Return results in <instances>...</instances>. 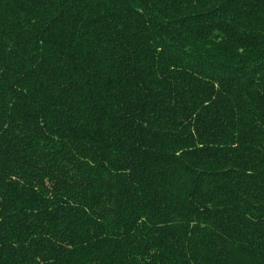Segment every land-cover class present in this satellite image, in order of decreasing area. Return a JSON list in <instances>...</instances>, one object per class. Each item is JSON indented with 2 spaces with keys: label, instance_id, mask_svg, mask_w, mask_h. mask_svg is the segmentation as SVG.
<instances>
[{
  "label": "trees",
  "instance_id": "obj_1",
  "mask_svg": "<svg viewBox=\"0 0 264 264\" xmlns=\"http://www.w3.org/2000/svg\"><path fill=\"white\" fill-rule=\"evenodd\" d=\"M0 264H264V0H0Z\"/></svg>",
  "mask_w": 264,
  "mask_h": 264
}]
</instances>
